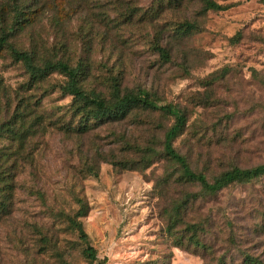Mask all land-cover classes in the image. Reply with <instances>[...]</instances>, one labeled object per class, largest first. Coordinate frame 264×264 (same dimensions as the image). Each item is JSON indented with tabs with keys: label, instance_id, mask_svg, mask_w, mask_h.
<instances>
[{
	"label": "rangeland",
	"instance_id": "rangeland-1",
	"mask_svg": "<svg viewBox=\"0 0 264 264\" xmlns=\"http://www.w3.org/2000/svg\"><path fill=\"white\" fill-rule=\"evenodd\" d=\"M215 1L229 8L203 13V0H0V36L23 11L26 26L9 38L17 48L84 62L86 87L106 97L117 78L122 92L147 89L160 104L185 108L188 124L174 145L212 179L264 163V6ZM185 20L196 29L176 30ZM157 40L170 61L155 51ZM65 81L55 71L35 85L9 48L0 52V125L20 106L29 127L23 143L10 133L0 138L18 166L10 210L0 215V264H245L244 253L264 263V176L200 194L168 229L173 205L201 193L179 182L162 152L174 118L138 109L83 134L67 132ZM146 146L158 151L149 166L139 152ZM77 195L90 206L82 221L94 261L64 221ZM193 222L205 226L200 246L190 241Z\"/></svg>",
	"mask_w": 264,
	"mask_h": 264
},
{
	"label": "trees",
	"instance_id": "trees-1",
	"mask_svg": "<svg viewBox=\"0 0 264 264\" xmlns=\"http://www.w3.org/2000/svg\"><path fill=\"white\" fill-rule=\"evenodd\" d=\"M182 2L183 0H170L171 4H179ZM259 2L264 6V0H259ZM228 8L229 5H224L215 0H203V13L209 10L223 11ZM158 10L157 7L155 11ZM135 12L136 10L133 9L132 14ZM17 13L13 24L8 28L3 27L0 36V52L4 48H9L13 58L25 64L30 78L35 85L45 81L55 71L60 72L66 77L65 83L60 85V88L64 94L72 96L70 111L73 122L65 128V131L83 134L106 122L125 119L138 109L160 110L164 114L174 118L173 124L164 134L162 152L167 159L176 164L178 172L177 179L179 182L181 184H197L200 186L201 193L188 192L182 201L173 205L169 210L170 224L168 229H171V227L175 228L176 224L183 222L182 216L185 210L200 194H212L225 187L234 184L250 183L264 176V163H261L248 168L234 166L209 179L203 171L194 169L189 158L182 154L174 145L175 140L186 130L188 124L189 117L185 108L172 104H160L159 99L147 89L128 88L125 92H122L120 82L117 78H114V82L111 85L112 90L109 97L95 90L88 89L85 83L87 65L84 62L72 65L69 61L63 59L54 61L46 57H41L34 50L17 48L9 41L13 31L16 28H23L28 21L26 16L22 17L23 11L20 12L19 10ZM175 29L186 34L196 29V25L185 20L178 22ZM239 33L235 36L238 37ZM159 41L152 42L155 51L159 53L164 61H170L171 54L169 48L161 45ZM25 117V109L17 106L13 120L0 125V138L5 133H10L9 138L20 139L22 142L23 131L29 129L25 124ZM139 152L142 154V158H144V166H149L158 154V151L153 146L140 148ZM11 157L12 153L10 150L5 151L0 147V215L3 212H8L12 204L14 175L18 166L15 160L10 162ZM92 169L95 172V168L93 167ZM172 175L170 173L167 174L166 181L171 179ZM75 201L78 205L77 210L71 214H65L64 221L67 224V228L76 232L83 243L84 256L91 261L97 260V250L91 244L89 234L85 230L82 221V218L90 210L89 203L84 197L78 195L75 197ZM186 227L191 232L190 241L195 245H202L200 232L205 230V226L201 222H193L187 223ZM244 263L264 264L259 257L248 253H244Z\"/></svg>",
	"mask_w": 264,
	"mask_h": 264
}]
</instances>
